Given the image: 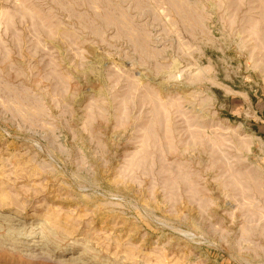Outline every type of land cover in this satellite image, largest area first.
Here are the masks:
<instances>
[{
  "label": "rangeland",
  "instance_id": "374dc122",
  "mask_svg": "<svg viewBox=\"0 0 264 264\" xmlns=\"http://www.w3.org/2000/svg\"><path fill=\"white\" fill-rule=\"evenodd\" d=\"M0 264H264V0H0Z\"/></svg>",
  "mask_w": 264,
  "mask_h": 264
}]
</instances>
